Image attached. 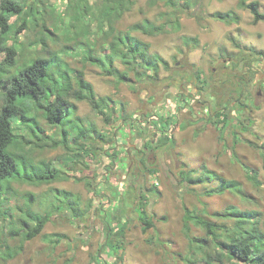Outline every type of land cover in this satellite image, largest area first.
<instances>
[{
    "label": "rangeland",
    "instance_id": "rangeland-1",
    "mask_svg": "<svg viewBox=\"0 0 264 264\" xmlns=\"http://www.w3.org/2000/svg\"><path fill=\"white\" fill-rule=\"evenodd\" d=\"M28 1L30 7L34 0ZM68 1L39 0L36 7L41 14L30 15L28 8L27 14L13 15L8 45L18 51L19 66L48 56L83 70L97 97L113 99L104 107L110 118L89 100L76 101L75 113L84 126L106 139L89 132L93 138L87 141V149H78L74 142H69L74 150L54 147L49 138L56 137V126L39 112L43 142L50 145H36L31 153L36 160L53 161L62 177L52 183L10 181L7 195L0 196V264H188L185 207L226 228L235 224V218L216 213L264 211V54L255 51L264 50V20L254 24L253 13L239 0H192L188 12L180 14V29L171 27L156 36L133 32L151 42L152 51L162 54L170 68L162 67L157 77L151 71L141 80L135 69L128 71L127 80H119L84 59L83 47L77 44L80 40L74 38L85 39L82 32L87 28L90 43L101 49L105 37L97 33L99 19L94 14L73 20ZM103 1L89 0L95 12L103 9ZM259 1L264 12V0ZM128 7L126 13L116 15L117 28L127 29L146 17L169 21L173 12L166 0H131ZM216 11L230 12L235 19L229 23L213 18ZM24 21L27 27L18 30ZM103 27L109 29L107 21ZM4 58L2 53L0 66ZM116 65L128 68L122 62ZM2 92L0 83V101ZM220 111L224 112L221 117L217 116ZM225 115L229 119L223 129ZM230 118L244 122L247 129L234 120L230 123ZM14 126L18 133L28 134L19 119ZM205 166L240 186L207 195L205 190L218 181L184 180L188 172L197 176ZM55 188L72 193L74 211L65 208L67 191H52ZM30 193L36 195L30 206L38 218L53 197L59 200L54 204L65 209L52 215L41 234L22 242L10 227L18 223L17 205L26 208L25 194ZM141 195L156 224L147 231L137 212ZM77 207L83 215H74ZM117 219L126 221L127 230L116 256L105 244L109 227L118 229ZM192 234L201 236L205 231L194 225ZM9 250L12 258L4 255ZM194 261L200 263L201 256Z\"/></svg>",
    "mask_w": 264,
    "mask_h": 264
},
{
    "label": "trees",
    "instance_id": "trees-1",
    "mask_svg": "<svg viewBox=\"0 0 264 264\" xmlns=\"http://www.w3.org/2000/svg\"><path fill=\"white\" fill-rule=\"evenodd\" d=\"M27 1L0 0V55L5 53V58L1 63L2 67L0 66V83L4 86L3 98L0 101V196L3 197L10 190V181L12 180L52 183L62 177L60 167L54 165L53 161L36 160L31 153L32 147L36 145L42 148L50 145L43 142V131L41 132L37 124L39 112L49 124L56 126V137L49 138L52 146H63L68 150H74L75 148L69 144V142H74L78 149L84 150L87 141L93 138V134L89 132H94L103 139L106 138L104 134L97 132L98 130L84 126L82 119L75 113L76 101L89 100L93 108L99 110L102 115L106 116V119H109L110 115L107 114L104 107L109 101H113L110 97H97L94 85L87 79L85 72L69 67L58 57L38 56L32 61L24 63L23 66L18 65L20 61L18 51L8 45V35L14 27L10 23V19L13 15L19 16L26 13L28 8L27 13L30 15L41 14V11L36 7L39 0H34L30 7L27 6ZM130 2L131 0H104L103 9L95 12L89 0H69L70 13L75 14L73 20L83 21L85 14H94L99 19L97 33L100 36L104 35L105 42L103 44L105 46H101L99 49L96 45H92L87 28L82 32L85 39L74 38V40H80L77 44L82 45L81 48L83 47L84 59L98 64L103 72L114 75L119 80H127L129 78L128 71H135V69L139 80L150 76L151 71L154 77H157L160 75L162 67L170 68L168 60L162 54L152 51L151 42L141 36H135L133 32L156 36L167 33L171 27L176 30L180 29L182 26L180 14L188 12L192 0H184L182 5L180 0H166V4L173 9L169 21L155 22L146 17L131 24L127 29L117 28L115 17L126 13ZM239 3L240 6L248 8L253 13L254 24L264 20V12L260 10L261 2L259 0H239ZM211 16L229 23L235 19L232 13L224 11H216ZM235 16L238 20L239 16ZM105 21L109 24L108 30L103 27ZM76 24L77 27L82 26L80 22H76ZM24 27H27L26 21L18 30H22ZM40 39L45 45V39ZM255 51L259 55L264 54V50ZM117 62L125 63L128 68L121 70L116 65ZM221 115H224L223 111L217 114L219 117ZM223 118L224 126L222 128L225 129L229 118L226 115ZM16 119H19V124L23 123L27 127L28 134L17 132L14 126ZM233 120L239 127L247 129L244 122L230 118V123ZM57 133L60 138H57ZM27 153L30 154V157ZM184 180L193 184L218 181L216 186L205 190L207 195L224 194L226 191L237 189L240 186L237 180L226 178L206 166L197 176H192L191 172H188ZM52 191H67L66 198L69 205H66L65 208L74 211L73 206H70L69 198L72 195L70 191L58 188ZM25 195H27L28 201L26 208L17 205L18 223L14 222L10 227L11 233L15 232L20 235L22 242L41 234L52 215L65 209H61L60 204H54L59 200L53 197L46 213L38 218V213L30 206V202L36 195L34 193ZM145 201V195H141L140 200H137V212L143 230L147 231L151 227H155L156 224L146 209ZM51 206L52 209H50ZM83 214L84 212H81L77 207L74 215L81 216ZM216 216L234 217L235 224L231 228H226L223 224L206 218L196 209L185 207L184 233L189 238L190 244L185 258L186 262L188 264H236L237 262L264 264V211L233 209L231 212L216 213ZM117 225L116 231H113L115 228L113 225L109 227L105 244L106 247L112 249L116 256L120 255V250L123 248V239L127 230L126 221L117 219ZM194 225L203 228L205 234L201 236L192 234ZM223 232L227 233L223 234ZM4 255L6 258H12L14 253L9 250ZM198 255L201 256V262L195 263L194 258Z\"/></svg>",
    "mask_w": 264,
    "mask_h": 264
}]
</instances>
